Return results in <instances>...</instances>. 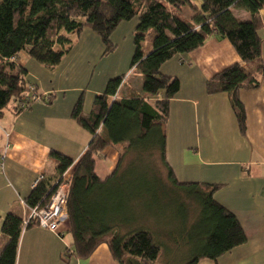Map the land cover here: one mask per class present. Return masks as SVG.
<instances>
[{
	"label": "trees",
	"instance_id": "obj_1",
	"mask_svg": "<svg viewBox=\"0 0 264 264\" xmlns=\"http://www.w3.org/2000/svg\"><path fill=\"white\" fill-rule=\"evenodd\" d=\"M200 1V10L190 22L178 14L176 17L174 8L178 10L186 4L197 8L195 0H0V116L10 102L14 114L30 108V94L38 91L28 81L26 67L15 60L20 51L52 68L71 49L72 33L89 27L101 36L103 54H109L116 47L112 33L118 24L138 19L129 66L142 74L141 92L118 98L125 76L122 73L107 81L105 90L95 96L89 113L83 111L82 97L79 98L72 116L92 134L87 149L76 162L53 149L51 155L58 161L57 176L42 174L26 198L29 206L44 205L50 200L55 182L73 168L66 178L67 222L72 242L64 253L87 258L100 243L106 242L120 264H155L162 250L171 245L189 250L186 264H200L202 259L216 261L218 256L246 241L236 214L214 196L220 184L180 181L167 161L164 125L180 80L164 74L161 66L177 53L203 45L214 32L228 38L241 61L216 72L207 81V90L228 93L244 131L246 110L239 90L256 88L260 75H264L260 34L264 0ZM234 7L246 9L249 18L239 19ZM148 35L153 40L152 48L145 51L143 42ZM255 62L254 74L248 65ZM107 146L119 150V159L112 173L101 178L95 172V162ZM159 168L165 170L163 175ZM148 170H152L154 179L162 181L165 196L161 201L167 202L152 219L169 224L167 231L138 228L139 221L146 216L131 217L125 208L130 198L144 207ZM177 189L183 201L179 205ZM192 203L196 204L195 211ZM131 225L134 228L121 232V228L123 231ZM22 230L20 214L8 212L3 217L0 264L16 263Z\"/></svg>",
	"mask_w": 264,
	"mask_h": 264
},
{
	"label": "crops",
	"instance_id": "obj_2",
	"mask_svg": "<svg viewBox=\"0 0 264 264\" xmlns=\"http://www.w3.org/2000/svg\"><path fill=\"white\" fill-rule=\"evenodd\" d=\"M233 12L241 20L249 18L244 8L234 7ZM260 13L264 62V7ZM177 14L193 22L194 12L178 9ZM137 22L135 17L118 24L112 33L116 47L109 54H103L101 36L85 27L72 33L71 49L52 68L25 51L15 56L16 62L26 67L30 84L50 99L43 96L18 114L5 111L1 116L6 134L0 150V223L8 212L23 217L26 198L39 175L57 176L58 161L51 155L53 149L75 162L87 149L92 134L72 116L79 98L82 97L83 111L89 113L107 81L122 73L125 76L117 97L141 92L142 74L129 66ZM240 61L230 40L214 32L203 45L177 53L161 66L164 74L180 80L164 125L167 161L180 181L219 183L215 198L236 214L247 236L244 243L221 254L216 261L202 259V264H264V75H260L256 88L239 90L246 110L244 131L228 93L207 90V81L216 72ZM248 66L251 72H257V62ZM118 159L116 147H105L96 157V174L106 178ZM72 169L66 171L67 176ZM71 242L69 223L64 231L61 226L52 231L38 224L29 225L21 232L15 264H120L106 242L87 258L76 254L65 258L63 253Z\"/></svg>",
	"mask_w": 264,
	"mask_h": 264
},
{
	"label": "rangeland",
	"instance_id": "obj_3",
	"mask_svg": "<svg viewBox=\"0 0 264 264\" xmlns=\"http://www.w3.org/2000/svg\"><path fill=\"white\" fill-rule=\"evenodd\" d=\"M195 3L197 4V8L192 7L190 4H186L178 9H181L182 11L186 12V10H188L191 13H196L200 10V4L201 1L200 0H195ZM175 16L177 17V8L175 7ZM125 38V37H124ZM152 37L150 35L147 36V38L145 39V41L143 42V49L146 50H150L152 48ZM115 44V42H114ZM104 47V44H103ZM12 102L9 103L7 109H6V113L11 111L12 108ZM3 117L0 116V150H2V147L5 144V134H6V130H4V127L6 126L4 121L2 120ZM136 162L139 164V160H136ZM145 163V161H144ZM147 165V163H145V166ZM146 169V168H145ZM152 171V170H151ZM151 171H147L146 172V179H145V183H146V195H145V203H144V207L141 206L140 201L136 200L133 201L131 198L128 201V205L126 204L125 208L128 212V214L131 217H138L139 215H145V220L139 221V227H146V228H153V229H158L161 231H167V228L169 227V224H164L161 221H157L155 218L152 219V216H156L158 215V209H160L162 207V205H166L164 203H167L166 201H161L162 197L165 196L164 195V187L162 186V181L158 180V179H154L155 176H153V173ZM159 172L160 174L163 175V172H165L164 169L159 168ZM164 175H166L164 173ZM160 176V175H159ZM166 182H168V180H166ZM180 190L177 189V204L179 205V203L183 202L180 201ZM129 193V191H128ZM122 195H124L125 193H121ZM124 203V201H123ZM171 203V202H169ZM185 204L187 203L186 201L184 202ZM184 204V205H185ZM194 206V211L196 210L195 207V203H192ZM195 204V205H194ZM125 205V204H123ZM193 208V207H192ZM1 218V217H0ZM1 226V223H0ZM68 226V222L65 221L61 224V231H64V229H66V227ZM133 225L126 227V229H124L122 231L121 228V232H127L128 230L134 228L132 227ZM116 230V229H115ZM126 230V231H125ZM170 247V249L168 248ZM166 246V250L165 248L162 250L161 256L159 258V260L155 263V264H186L188 258H189V253L187 251V249H185L183 246ZM204 263L203 261H201V264ZM207 263V262H206Z\"/></svg>",
	"mask_w": 264,
	"mask_h": 264
},
{
	"label": "built area",
	"instance_id": "obj_4",
	"mask_svg": "<svg viewBox=\"0 0 264 264\" xmlns=\"http://www.w3.org/2000/svg\"><path fill=\"white\" fill-rule=\"evenodd\" d=\"M31 89L34 86H30ZM30 94V100L34 103L37 99L44 98L48 99L47 95L40 94L38 91H32ZM66 172L55 182V189L51 194L50 200L44 205H33L27 204V211L22 217V228H26L32 224H38L42 227L48 228L52 231H57L61 224L68 220L67 212V196L69 190V182L67 181ZM42 174L35 180L33 187L38 184L41 180ZM63 257L68 258L67 253H63Z\"/></svg>",
	"mask_w": 264,
	"mask_h": 264
}]
</instances>
